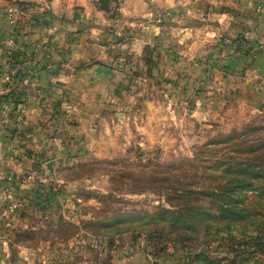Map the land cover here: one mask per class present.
Listing matches in <instances>:
<instances>
[{
	"label": "rangeland",
	"instance_id": "1",
	"mask_svg": "<svg viewBox=\"0 0 264 264\" xmlns=\"http://www.w3.org/2000/svg\"><path fill=\"white\" fill-rule=\"evenodd\" d=\"M16 1L32 8L23 32L40 34L45 56L26 70L49 69L55 17L46 0ZM91 1L105 16L108 48L94 69L118 72L107 89L117 108L68 163L42 156L34 164L48 175L19 173V213L7 227L0 216V244L44 245L34 264H264V247L251 240L264 245V91L241 85L240 57L252 46L244 37L226 42L221 29L196 30L211 24L216 3L230 8L226 0H175L145 17L123 16L121 0ZM133 27L152 30L140 55L126 41ZM18 49L15 60L29 61ZM8 190L0 183V208ZM221 203L242 214L220 219ZM9 258L21 261L18 252Z\"/></svg>",
	"mask_w": 264,
	"mask_h": 264
},
{
	"label": "crops",
	"instance_id": "2",
	"mask_svg": "<svg viewBox=\"0 0 264 264\" xmlns=\"http://www.w3.org/2000/svg\"><path fill=\"white\" fill-rule=\"evenodd\" d=\"M121 1L123 16L132 14L145 17L157 10L164 11L175 0ZM226 2L230 8L216 11L219 7L216 3V10L208 14L211 24L196 30L218 36L221 29L226 31V42L231 40V43L238 37L248 39L252 49L240 57L247 64L241 71V85L250 93L262 92L264 0ZM45 4L55 17V22L48 29L54 35L50 37L54 42L50 43L53 50H50L47 60L49 69L34 68L29 76L23 73L25 75L20 80L13 82L17 85H11L8 89L3 87L0 95V183L6 185L5 174H18L15 190L10 185L14 195L22 182L20 172L26 170L30 173L28 170L32 169L34 173L43 172L46 175L47 171H37L40 166L34 164L42 156L51 157L58 163H68L76 153L75 145L78 142H92L100 136L107 110L117 108V102L109 104L110 93L107 89L108 86L117 87L118 72L112 70L111 74H101L94 69L103 62V57L106 59L108 50L100 41L106 25L102 11L91 0H46ZM151 32L144 27H133L126 39L129 48H135V54L139 52L140 55L142 48L150 42ZM41 40L36 31L19 38L18 47L30 52V59L25 62L32 67L45 57ZM230 53L235 54L233 49ZM226 58L234 60L230 55ZM11 246L5 239L1 240L0 264H34L33 260L41 258L45 250L41 244L33 249L16 244V249ZM15 252L21 257L19 263L9 258V254ZM74 264L88 263L80 261ZM141 264L146 263L143 261Z\"/></svg>",
	"mask_w": 264,
	"mask_h": 264
},
{
	"label": "built area",
	"instance_id": "3",
	"mask_svg": "<svg viewBox=\"0 0 264 264\" xmlns=\"http://www.w3.org/2000/svg\"><path fill=\"white\" fill-rule=\"evenodd\" d=\"M32 8L28 3L16 0H0V95L3 87L9 88L17 75L27 73L31 75V70H26L25 59H17L18 39L25 35L23 29H27L31 24ZM23 57V56H22ZM1 97V96H0ZM18 176L7 173L4 182L7 185L15 182ZM33 180V174L27 173L24 181ZM8 189V188H7ZM19 203L15 199L14 193L8 190L7 200L0 208V216L4 220V225L10 226L12 221L18 216Z\"/></svg>",
	"mask_w": 264,
	"mask_h": 264
},
{
	"label": "trees",
	"instance_id": "4",
	"mask_svg": "<svg viewBox=\"0 0 264 264\" xmlns=\"http://www.w3.org/2000/svg\"><path fill=\"white\" fill-rule=\"evenodd\" d=\"M105 8V6H104ZM25 74L21 73L19 75H17V79L15 78L14 82H16L17 80H20ZM263 146V145H261ZM202 193L205 194V196H207L208 198L212 199V198H215L216 196V193L215 191H211V190H202L201 191ZM225 201V199H223ZM218 210H219V215L221 216L220 219H224V218H228V215H238V214H242L239 210H237L236 208L234 207H230L229 205H224V204H220L218 205ZM212 216H215V215H212ZM261 237L260 236H254V237H251V240H254L255 242V246L258 247V250H262L264 245H262V241H261ZM261 241V242H260Z\"/></svg>",
	"mask_w": 264,
	"mask_h": 264
},
{
	"label": "water",
	"instance_id": "5",
	"mask_svg": "<svg viewBox=\"0 0 264 264\" xmlns=\"http://www.w3.org/2000/svg\"><path fill=\"white\" fill-rule=\"evenodd\" d=\"M97 69H98V71H100V69H101V71H104V70H102V68H100V67H97ZM53 161H50V163H52ZM50 163L49 164H47V166L49 167V170H51V165H50ZM153 264H156V263H153Z\"/></svg>",
	"mask_w": 264,
	"mask_h": 264
}]
</instances>
